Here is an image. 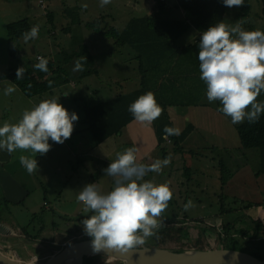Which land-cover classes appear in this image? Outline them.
Masks as SVG:
<instances>
[{"label": "rangeland", "instance_id": "obj_1", "mask_svg": "<svg viewBox=\"0 0 264 264\" xmlns=\"http://www.w3.org/2000/svg\"><path fill=\"white\" fill-rule=\"evenodd\" d=\"M250 1L251 15L255 19L256 15H261V3L260 0ZM167 2L169 4L171 0ZM83 4H87V8H83ZM154 9L151 0H111L104 7H100L99 0H0V126L5 121L17 122L23 111L28 108L30 98L33 102L59 98V102L69 113L75 112L78 115V120L73 122L71 137L62 144L54 143L50 139L51 148L46 154L48 161H40L41 167L49 166L51 172L54 161L51 157H58L64 166L63 182L62 176H52L54 181L45 186L41 184L31 188L30 185V195L24 197V204L9 203L6 206L0 200L1 210L5 213L0 220V227L6 229L7 240L10 242L0 245L2 255L20 260L24 264H46V261L66 244L90 237L80 222L92 213L84 212L85 206L78 201L77 196L84 185L95 183L96 179H100L99 190L105 194L111 191L110 188L114 187V184L113 178L105 175L103 171L108 165L99 157L93 160L94 167L83 169L81 166L80 161L86 159L80 154L81 151L88 149L90 143L93 145L83 119L85 108L135 89L139 85L140 74L138 59L132 50L88 28L86 23L103 15L106 16L105 23L108 22L103 26L122 30L131 18L145 16ZM238 17L240 18L238 7H227L223 23L234 26L240 22ZM23 18H28L32 26H39L37 38L26 41L22 37L10 43L7 24ZM253 23L256 30L264 31V17L257 18ZM241 26L245 30L248 29L245 24ZM189 34L190 32H187L184 36L189 37ZM180 42L181 39L177 41ZM80 44L86 45L94 55V68L97 73L81 76L80 71L74 70L76 62L79 61L77 58L67 63L60 62L64 67L63 72H68L70 81L32 97L26 96L7 78L10 68L23 69L29 66V61L40 62L38 54L45 60L49 55H55L60 50L71 51ZM12 49L15 56L11 55ZM8 86L15 88L11 95L4 94V88ZM66 93L68 95L65 96ZM201 101V105L197 107L170 109L178 128L182 127V122L179 121L181 110H187L191 119L200 123H195L198 126L197 131L189 134L181 144L182 148L175 149L172 144L167 143L153 149L150 141V132L154 137L153 131L146 127V123L137 120L129 125L128 133L124 132L120 138L124 140L128 134L136 137V140L134 137L133 140L121 143L119 149L123 152L126 148H135L138 163L151 164L156 159L170 158L169 165L161 172H149L144 179L171 186L173 195L168 206L172 204L173 210L167 207L160 217L163 223L158 231L162 230L163 233L158 234L157 231L142 245H155L154 239H163L166 241L162 243L163 247L172 249L221 247L243 251L242 249L246 250L244 246L256 249L255 244H261V241L253 239L256 231L254 221L258 220L264 224V207L258 210V207L253 206L247 210L246 205L251 202L264 204V173L256 174L260 166L259 149H244L240 146L231 117L219 110L222 107L219 100L209 102L205 93ZM257 102H264V90L257 97ZM195 109L198 110L197 114ZM174 111L180 113L174 114ZM208 124H212L214 131H205V128L211 129L207 127ZM212 144L216 145L212 147ZM150 148L152 152L142 160L141 153ZM13 154L15 158L27 155L37 159L39 156L38 154L36 157L30 150H17ZM178 162L181 166L184 164L180 170H177ZM169 174L171 178H168ZM222 176L226 179L225 184L222 182ZM44 188L50 195V202L47 200L51 204L49 208L43 204L46 196ZM178 190H182V193L179 194ZM189 202L191 206L185 210V205ZM165 216L169 218L165 219ZM229 223L233 224V228L224 232L223 226ZM52 224L60 227L58 242L48 245L43 238L39 243L26 244L22 237V227H26L28 233L34 236L42 225L50 228ZM72 235H75L72 239L64 241ZM19 240H22L21 244H11ZM11 254H14V257ZM34 256L37 257L36 261ZM120 263L119 260H110L108 256L100 255L95 264Z\"/></svg>", "mask_w": 264, "mask_h": 264}, {"label": "clouds", "instance_id": "obj_2", "mask_svg": "<svg viewBox=\"0 0 264 264\" xmlns=\"http://www.w3.org/2000/svg\"><path fill=\"white\" fill-rule=\"evenodd\" d=\"M111 0H99L100 7ZM225 7H241L244 0H223ZM87 8V4L82 5ZM39 26L34 25L24 33V39L37 38ZM200 79L205 82L209 102L219 100V109L231 117L233 124L248 120L255 123L264 114V102L257 97L264 90V31L245 30L237 23L210 25L200 34L198 43ZM86 58V57H85ZM35 68L46 70L43 59ZM75 71H82L83 64L77 61ZM22 67L17 69V78L22 76ZM15 88H4L5 95H11ZM68 95L67 93L64 94ZM128 111L135 120L151 124L162 114L154 94L149 91L140 95L129 105ZM75 112L69 113L59 98L41 100L31 109H25L21 118L0 126V149L9 154L31 151L46 154L54 143H64L74 130ZM166 135H179L178 128L165 126ZM20 164L29 174L38 169L36 158L19 156ZM170 158L156 159L151 164L137 162L136 149L126 148L116 153V158L103 169L105 175L113 178L114 187L102 193L96 183H88L81 188L77 199L84 204V212H91L80 223L85 233L92 237L95 251L119 249L127 251L144 244L148 237L156 234L162 226L160 219L172 199V191L167 184H157L145 180L149 172L159 173L168 166ZM191 202L185 205V210Z\"/></svg>", "mask_w": 264, "mask_h": 264}, {"label": "trees", "instance_id": "obj_3", "mask_svg": "<svg viewBox=\"0 0 264 264\" xmlns=\"http://www.w3.org/2000/svg\"><path fill=\"white\" fill-rule=\"evenodd\" d=\"M155 9L150 14L141 17H133L122 29H108L103 26L106 16H98L92 22H87L86 26L99 32L101 35L112 38L117 44L129 46L138 59V72L140 74L139 86L131 91L119 93L115 97L105 101H99L94 105L87 106L84 113V123L90 132L93 144H100L108 137L120 134L122 128L134 120L128 111L129 105L140 95L151 91L157 103L162 108V114L151 124L155 130L158 145L161 146L170 140V144L175 149L182 148V143L194 129L193 122L189 121L179 135H166L165 126L177 128L175 122L168 111L169 107H197L201 105L202 98L206 93L207 86L200 79L198 61L199 38L194 42L186 44L177 41L187 32L196 31L202 33L210 25L223 23L227 7L223 0H171L177 8L186 12L185 18H173L165 14L167 0H155ZM261 15L253 19L251 15L252 5L250 0H244V5L238 7L240 12V25L245 24L247 30H256L253 21L264 17V0H260ZM164 15V16H163ZM263 19V18H261ZM32 27L28 18H23L7 24L9 42H14L22 37L24 33ZM16 52V51H15ZM69 52V53H68ZM11 55L15 56L14 49ZM40 55V54H38ZM37 55V56H38ZM41 59H42V55ZM86 57V58H85ZM77 58L83 64L80 75L84 76L97 73L94 68V57L87 46L80 44L71 51L60 50L55 55H49L46 61V70L35 68L39 63L29 61V66L22 69V76L17 78V69L10 68L7 78L15 83L23 93L32 97L42 94L62 84L68 83L70 78L68 72L62 68L60 62H69ZM66 70V69H65ZM62 73H64L62 75ZM235 129L239 137L242 148H258L260 152V166L257 175L264 173V114L255 123H249L247 119L243 123L235 124ZM226 179L222 176V182ZM0 200L9 205V201L4 197L0 187ZM255 203H248L246 209ZM223 209V208H222ZM5 213L0 206V220ZM250 218V216H249ZM255 229L253 239H260L261 244L257 247L244 246V252L264 258V224L254 221ZM232 223L223 226L224 232L230 231ZM44 225H42L43 227ZM22 231L28 234L26 227ZM39 232V231H38ZM246 234L245 231H241ZM163 233L162 230L157 232ZM29 236H31L29 234ZM38 233L33 238H36ZM155 245L163 247V239L153 240ZM219 248V247H218ZM221 248V247H220ZM182 251L184 249H176ZM100 255H93L84 258V264H95Z\"/></svg>", "mask_w": 264, "mask_h": 264}, {"label": "crops", "instance_id": "obj_4", "mask_svg": "<svg viewBox=\"0 0 264 264\" xmlns=\"http://www.w3.org/2000/svg\"><path fill=\"white\" fill-rule=\"evenodd\" d=\"M151 1H152V4L155 6L156 1L155 0H151ZM173 4H174L173 2H170L166 6L165 14L169 15L170 17H173V18H185L187 16L186 12L180 8H177ZM239 19L240 18L238 17V21H239ZM236 23H237V20H236ZM239 24H240V22H239ZM200 34L201 33H198V32L196 33L194 31H192V32H190L189 37L183 35L184 37L182 36L180 38L181 39L180 44H186L189 42H194V41H196L197 38H200ZM183 38H185V40ZM127 47L130 50H132L129 46H127ZM93 57H94V55H93ZM139 82H140V79H139ZM132 90H134V89H132ZM29 100L30 101L28 104V108H26V109H31L32 107H34L35 105H37L40 102V101L39 102H37V101L33 102L31 100V98ZM107 100H109V99H107ZM171 108H174V107L168 108L169 113H170ZM197 111L198 110L195 109V114H197ZM176 113H180V112L174 111V114H176ZM181 113H182L181 115L179 114V117H180L179 121L182 122V125H181L182 127H180V128L177 127V128L181 131L185 128L186 123L191 121L194 124L193 131H197L198 126H196V124L200 125V123L194 122L191 119V117L189 116L187 110H181ZM170 116L173 119V121L175 122V119L172 117L171 114H170ZM133 121L128 123L126 126H124L122 128L120 134L108 137L106 140H104L102 143H100L98 145H96V144L91 145V143H90L88 149L84 148L80 153L82 156H84V158H86L85 160L80 161L83 169H86L87 167L90 168L91 166L94 167L93 160L96 159V157H99V159L101 161H103L105 164L109 165L111 163V160L116 158V153L120 152V149H119L120 144L127 142L126 140H133V138L135 137V136L128 134V136L125 137V139H124L125 141L120 139L121 137H123L124 132L128 133V129H129L128 127ZM145 125H146V127H148V129L150 127L154 133V137H153V134L151 136V132H150V141L152 143V148L155 149V147H160L158 145L157 136H156L154 128L152 127V124L146 123ZM207 127H210L211 129L205 128V131H211V130L214 131L212 124H208ZM234 127H235V124H234ZM186 139H185V141H186ZM134 140H136V137L134 138ZM167 143H171V142H170V140H168L166 138V141L164 142V144H167ZM215 145L216 144H212V147ZM151 152H152L151 148L149 150L143 151L140 155V158H142V160H144L146 158L147 154H150ZM46 154L39 155L37 158L38 169L40 168L39 172L37 169L35 172L29 174L26 172V169L20 164L19 158H15L13 153L9 154L6 150L0 149V187L2 189V193H3L4 197L10 203H13L15 205H20L22 203L24 204L25 199H26L24 197L25 196L29 197V195H30V193L28 194L29 190L31 188L37 187L38 185L40 186L42 184L43 186H45L48 183H50L51 181H54L52 176L57 177V178H61V176H62L61 182H63L64 166L61 164V162H60L61 160L58 157H51V159L54 160L52 162L51 172H49V166H47L46 168L41 167L42 164H40V161H48V160H46L47 159ZM50 155H52V153ZM49 164H50V162H49ZM182 166L184 167V164H182ZM182 166H181V163L178 162L177 170H180L179 168H182ZM168 178H171V174H169ZM44 180H46V181L44 182ZM95 183L97 184L98 188L100 189V179H96ZM113 184H114V181H113ZM30 185H31V188L29 187ZM45 188L43 190H45ZM112 189H113V187L110 188V190H112ZM45 191H46V196L44 197L43 204H44V207L49 208L51 205L49 203L50 200L48 199V198H50L49 197L50 195H49V192L47 190H45ZM178 193L181 194L182 190H178ZM47 200H49V202ZM254 203H255V205H253V206H256V208L258 207V210L261 207H264V204H262L260 202H254ZM252 207L248 208L247 210L252 209ZM168 209L173 210V205L172 204H171V206L169 205ZM51 210H53V209H51ZM260 211H262V210H260ZM250 215H252V214H250ZM165 217H166L165 219L169 218L167 216H165ZM52 225L53 226L50 228H48L46 226L41 227L39 232H37L38 233L37 238L31 237V236H29L30 233L25 234L23 231H22V233H23L22 237H23L24 241L26 242V244H32L33 245V243H39L40 241H42L43 238L45 241H47L48 245L55 244V242H58V239H59L57 236L60 234V232H59L60 227H57L54 224H52ZM22 228H24V227H22ZM39 236H41V237H39ZM74 236L75 235H72L71 237H68V239H65L64 241L70 240ZM52 240H53V242H52ZM21 242H22V240L18 241V243H21ZM50 242H52V243H50ZM35 256L33 258L34 261L37 260V257H35Z\"/></svg>", "mask_w": 264, "mask_h": 264}, {"label": "water", "instance_id": "obj_5", "mask_svg": "<svg viewBox=\"0 0 264 264\" xmlns=\"http://www.w3.org/2000/svg\"><path fill=\"white\" fill-rule=\"evenodd\" d=\"M6 229L0 227V245L7 238ZM92 237L79 239L65 245L54 253L46 264H84V258L93 255H106L109 259L121 261L120 264H264V258H258L248 252L226 248L176 250L168 247L136 246L127 251L105 249L95 251ZM0 264H24L0 253Z\"/></svg>", "mask_w": 264, "mask_h": 264}, {"label": "flooded vegetation", "instance_id": "obj_6", "mask_svg": "<svg viewBox=\"0 0 264 264\" xmlns=\"http://www.w3.org/2000/svg\"><path fill=\"white\" fill-rule=\"evenodd\" d=\"M6 243H10V242H8L7 238H6V240H2V241H1V244H6ZM11 244H21V243H18V241H17V242H12ZM2 246H3V245H2ZM11 256L14 257V254H11Z\"/></svg>", "mask_w": 264, "mask_h": 264}, {"label": "built area", "instance_id": "obj_7", "mask_svg": "<svg viewBox=\"0 0 264 264\" xmlns=\"http://www.w3.org/2000/svg\"><path fill=\"white\" fill-rule=\"evenodd\" d=\"M161 1H162V0H161ZM37 57H38L39 59H41V56H40V55H38Z\"/></svg>", "mask_w": 264, "mask_h": 264}]
</instances>
